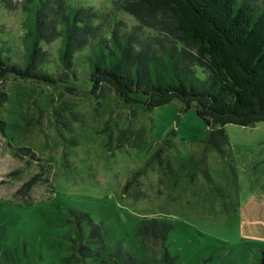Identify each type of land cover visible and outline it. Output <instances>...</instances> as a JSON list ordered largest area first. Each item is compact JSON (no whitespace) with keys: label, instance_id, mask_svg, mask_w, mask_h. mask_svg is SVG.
Returning a JSON list of instances; mask_svg holds the SVG:
<instances>
[{"label":"rangeland","instance_id":"rangeland-1","mask_svg":"<svg viewBox=\"0 0 264 264\" xmlns=\"http://www.w3.org/2000/svg\"><path fill=\"white\" fill-rule=\"evenodd\" d=\"M70 1L112 11L128 26L161 28L162 13L152 16L140 0ZM0 20L20 26L11 10ZM58 42L43 52L55 57ZM182 106L173 100L144 110L105 84L95 94L71 93L0 78V264H83L69 261L90 230L81 212L101 224L105 256L119 243L142 256L136 232L147 217L172 225L168 264H258L264 121L228 123L221 145L206 146L207 124L194 104Z\"/></svg>","mask_w":264,"mask_h":264},{"label":"trees","instance_id":"trees-1","mask_svg":"<svg viewBox=\"0 0 264 264\" xmlns=\"http://www.w3.org/2000/svg\"><path fill=\"white\" fill-rule=\"evenodd\" d=\"M140 5L152 16L162 13L155 16L161 28L152 21L147 24L151 28L142 23L128 26L112 11L73 5L70 0H0V11L20 16V26L14 29H6L0 20V78L71 93L95 94L105 84L121 102L144 110L173 100L183 104L182 110L194 104L209 128L206 146L221 145L217 142L225 138L228 123L264 121V0H140ZM57 40L55 57L43 52V44ZM147 162L136 173L143 172ZM81 216L90 230L70 262L174 260L166 244L172 227L168 221L142 218L136 232L142 256L120 243L105 256L101 224L85 212ZM258 264H264V249Z\"/></svg>","mask_w":264,"mask_h":264}]
</instances>
